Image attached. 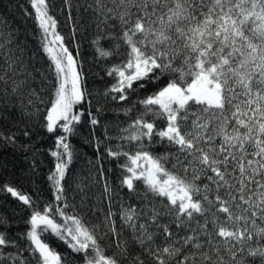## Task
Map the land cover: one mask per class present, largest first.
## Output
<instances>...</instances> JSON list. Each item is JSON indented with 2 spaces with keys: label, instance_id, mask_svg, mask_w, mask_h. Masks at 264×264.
Here are the masks:
<instances>
[{
  "label": "snow or ice",
  "instance_id": "snow-or-ice-1",
  "mask_svg": "<svg viewBox=\"0 0 264 264\" xmlns=\"http://www.w3.org/2000/svg\"><path fill=\"white\" fill-rule=\"evenodd\" d=\"M29 3L42 33L43 52L55 74L53 98L45 116L46 129L53 133L59 128L68 134L56 140V147L63 151L51 152L57 162L48 177L55 199L61 201L65 192L63 182L73 159L67 141L83 114H77L74 108L85 102L86 91L78 61L65 46V37L57 31L51 0H29ZM94 4L89 7L103 17L102 24L115 20L120 28L119 36L105 33L103 38L123 41L127 47L126 59L108 71L109 76L115 74L117 78L108 90L119 93L112 99L126 101L129 92L137 90L133 87L137 82H141L137 87L143 89L146 83L169 77L156 91L138 101L144 111L129 125L135 131L121 139L137 141L141 149L145 139L166 140L177 146L173 168L179 166L185 173L189 166L192 168L189 180L167 168L164 156L143 150L129 153L119 148L106 149L113 159L126 157L121 168L127 175L121 184L130 192L137 191L136 181H140L145 186V198L148 193L164 198L163 209L150 207L151 214L147 216L150 223L139 224L138 241L144 245L153 240V233L148 231L152 225L163 229L170 243L164 247L148 246L156 264H166L165 255L174 257L184 248H189V252L180 264H224L219 255L221 247L233 260L238 253L246 251L247 256L258 257L264 264V243H261L264 240V0H171V6L169 0H94ZM100 39L97 37L93 43L102 58L120 55L119 42L112 50H106L100 47ZM4 63L8 68L0 75V82L7 84V72L14 71L12 66L17 60ZM40 75L43 82L44 73ZM30 79L34 77L28 73L25 80L13 81L10 94L7 90L0 93L5 103L9 102V95L17 96L25 115L34 113L23 104L19 90ZM29 96L44 103L35 89H29ZM33 104V99H29L28 105ZM148 115L153 119H144ZM157 120H163L164 126L158 127ZM90 122L98 123L95 118ZM202 176L209 181L203 188L196 183ZM221 189L227 198L219 194ZM2 190L32 209L26 238L35 264H67L50 246L45 234L55 236L73 252L82 254L84 264H118L115 257L105 254L94 231L77 216L52 206L37 210L31 198L16 188L5 185ZM105 191H109L107 185ZM213 191L215 201L208 195ZM211 208L223 213V218L215 214L209 217ZM56 214L62 223L57 221ZM162 215L170 217L177 229L191 234L180 236L169 225L160 224ZM198 217H203V222ZM122 218L137 230L135 221L140 219V213L134 208L125 209ZM110 231L115 232V228ZM201 236H206L210 249L204 250ZM249 241H255V246L249 245ZM176 244L181 247L177 248ZM6 247L16 245L0 234V249ZM9 261L31 264L22 258L19 248L16 254L0 251V264Z\"/></svg>",
  "mask_w": 264,
  "mask_h": 264
},
{
  "label": "trees",
  "instance_id": "trees-1",
  "mask_svg": "<svg viewBox=\"0 0 264 264\" xmlns=\"http://www.w3.org/2000/svg\"><path fill=\"white\" fill-rule=\"evenodd\" d=\"M51 14L57 19V31L65 37V46L73 53L78 61L82 76V87L86 91L85 102L75 106L74 112L81 115V121L74 126V133L69 135L68 143L73 152L72 163L67 170L63 193V199H55V190L49 175L55 170L56 158L51 155L52 151L62 152L56 147V140L63 133L59 128L56 132L49 133L46 129V112L53 98L55 74L50 67V61L43 52L41 46V31L34 19V10L31 9L29 0H0V75H4L8 65L5 60L16 59L17 63L12 67L14 71L7 72V84L0 82V93L4 90L11 93L13 81L25 80L28 73L34 79L19 90L23 104L33 115H25L19 107L17 96L9 95L8 103L5 97L0 95V234L10 238L16 247L0 249L5 254H16L17 248L25 260L35 264L34 254L28 251L29 241L26 233L30 230L29 219L32 209L12 197L10 193L2 190L5 185L12 186L18 191L28 195L37 210L43 211L46 207L53 209L60 208L67 215L77 216L81 219L90 231H94L98 243L105 250V254L113 256L118 264H156L154 258L149 254L148 246L164 247L169 240L163 235V229L152 225L148 231L153 233V240L144 245L138 241L141 235L139 224H149L147 216L150 215V207L155 205L163 209L164 198L155 197L148 193L145 198V186L142 182L136 181L138 189L130 192L121 184L122 178L127 173L121 168L126 162V157L118 159L110 157L106 149L135 153L138 150L148 151L154 156H164L165 166L181 176L192 178V168L189 166L185 173L176 163L177 146L170 145L166 140L160 141L154 137L152 142L147 139L143 142V148L139 142L128 141L121 137L128 136L135 129H129V125L140 116L144 109L138 103L147 94L154 92L169 77H162L155 83H146V87L140 89L134 84L136 91L129 92L126 101L112 99L119 93L108 92L117 82L115 74L108 75L109 69L126 59L127 47L123 41L105 39V33L120 34L118 22L109 20L102 24L103 17H99L92 7L94 0H51ZM111 7V4L109 3ZM171 6V0H169ZM166 11V9H164ZM99 25V27H98ZM116 25V27H110ZM158 25H154L156 27ZM97 37L100 39V47L112 50L115 43L119 42L120 55H112L102 58L93 43ZM44 73L42 77L40 73ZM41 87L44 91L41 92ZM29 89H35L43 98L44 103L29 96ZM108 93L105 95V93ZM33 99L34 104L28 105V100ZM199 107V106H196ZM130 109V111H129ZM95 118L98 123L91 124ZM144 119L152 120L151 115ZM163 120H157L158 127L164 126ZM122 129H129L125 132ZM231 131V128H229ZM27 133V135H25ZM8 137H14L9 140ZM220 137H217L219 143ZM197 184L209 183L206 177L202 176ZM106 185L109 191H105ZM215 188V185H210ZM221 196L225 192L221 189ZM209 199L215 201L216 193L209 192ZM225 198H227L225 196ZM67 205V206H65ZM134 208L140 213V219L136 220L137 230L134 231L122 218L124 210ZM111 212V216H109ZM213 214L223 218V213H217L211 208L207 213L209 217ZM58 222L62 218L56 214ZM203 222V217H198ZM159 223L169 225L173 232L180 236L191 234L183 229H177L171 218L162 215ZM257 223H260L257 221ZM115 228V232L110 231ZM195 227V222H193ZM212 225L209 224V230ZM50 246L61 254L67 264H84L80 258L82 254L72 251L63 241L55 236L45 234ZM218 239V238H217ZM204 243V250L211 248L206 243V236H201ZM264 243V240H261ZM249 245L255 246V241H249ZM117 245H120L119 247ZM177 248L181 244L175 245ZM245 245V250H247ZM189 248H184L174 257L164 256L166 264H180ZM211 254V253H210ZM223 257L224 264H261L260 259L252 258L245 253H238L236 260L221 247L219 253ZM9 264H15L9 261Z\"/></svg>",
  "mask_w": 264,
  "mask_h": 264
}]
</instances>
